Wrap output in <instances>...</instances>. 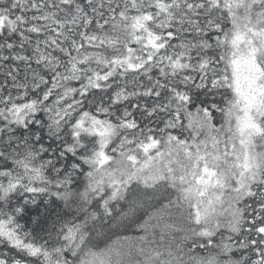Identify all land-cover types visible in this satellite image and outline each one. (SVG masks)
<instances>
[{
  "label": "snow or ice",
  "instance_id": "6c2138e0",
  "mask_svg": "<svg viewBox=\"0 0 264 264\" xmlns=\"http://www.w3.org/2000/svg\"><path fill=\"white\" fill-rule=\"evenodd\" d=\"M137 208L109 262L264 264V0H0V264Z\"/></svg>",
  "mask_w": 264,
  "mask_h": 264
},
{
  "label": "trees",
  "instance_id": "16d2710c",
  "mask_svg": "<svg viewBox=\"0 0 264 264\" xmlns=\"http://www.w3.org/2000/svg\"><path fill=\"white\" fill-rule=\"evenodd\" d=\"M133 198L134 197L130 196L129 200ZM124 208H128V203L124 204ZM145 210L146 209L137 208L135 213H130L127 219L117 218L98 223L93 230L91 247L85 246L88 248L89 253H92L88 256V259L103 261V264H118V259L115 254L111 255V261L109 262L107 250L110 248H119L122 254L128 251L130 245L127 242L118 241L117 237L131 235L134 222L138 217L143 215ZM124 264H129L127 258L124 259Z\"/></svg>",
  "mask_w": 264,
  "mask_h": 264
}]
</instances>
